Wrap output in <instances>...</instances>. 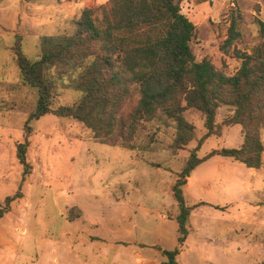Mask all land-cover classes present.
Returning <instances> with one entry per match:
<instances>
[{"label":"rangeland","instance_id":"374dc122","mask_svg":"<svg viewBox=\"0 0 264 264\" xmlns=\"http://www.w3.org/2000/svg\"><path fill=\"white\" fill-rule=\"evenodd\" d=\"M107 2L0 0V264H76L78 256L91 254L82 238L94 233L100 236L96 251L110 243L114 252L132 253L135 247L126 240L134 223V234L148 226L150 240L175 248L179 209L172 187L191 152L201 139L198 157L243 142L241 125L224 122L233 113L227 106L218 108L208 137L205 115L185 110L194 132L181 147L175 123L165 118L140 125L133 147L101 143L82 122L53 114L31 120L26 135L24 124L38 96L36 88L20 82L16 47L35 56L46 37L74 33L85 8L100 12ZM181 9L196 26L191 44L196 58H209L227 75L242 64L238 51L253 53L261 42L264 0H182ZM232 23L241 35L226 46ZM55 92L54 107L80 97L60 86ZM261 133L264 141V129ZM26 139L30 170L24 175L17 144ZM183 193L192 208L187 223L192 231L182 264H264V153L258 169L213 155L190 173ZM71 206L83 208V215L70 220L77 213ZM117 238L123 244L113 246ZM74 240L82 245L71 249L68 242Z\"/></svg>","mask_w":264,"mask_h":264},{"label":"trees","instance_id":"16d2710c","mask_svg":"<svg viewBox=\"0 0 264 264\" xmlns=\"http://www.w3.org/2000/svg\"><path fill=\"white\" fill-rule=\"evenodd\" d=\"M181 1L108 0L100 12L85 8L74 33L46 37L37 55L28 56L20 46L15 52L21 84L36 88L38 96L24 124L26 135L32 132L31 120L53 114L82 122L101 143L133 147L140 125L165 118L175 123V143L181 147L194 132L185 110L198 109L205 115L208 137L214 133L218 108H233L224 122L241 125L243 142L198 157L201 139L191 152L172 187L179 209L178 244L161 250L162 264H182L178 255L192 209L185 203L183 186L190 173L216 154L258 169L264 153V21L258 20L260 44L253 53L238 51L242 64L227 75L209 58H196L191 45L196 26L182 12ZM240 35L232 23L225 45ZM58 86L79 92V99L54 107ZM28 143L26 139L17 144L24 175L30 170ZM19 196H9L6 202Z\"/></svg>","mask_w":264,"mask_h":264},{"label":"crops","instance_id":"0c3cea01","mask_svg":"<svg viewBox=\"0 0 264 264\" xmlns=\"http://www.w3.org/2000/svg\"><path fill=\"white\" fill-rule=\"evenodd\" d=\"M115 194H116V190H114V195ZM118 203L119 202H116L113 205H118ZM70 208L77 209V213L74 214L73 217L69 215L70 220L79 218L83 215V212H84L83 208L79 206H71ZM146 210H149V209L146 208ZM171 217L172 216L169 215L167 218H171ZM134 227L135 228L137 227L135 223L131 225V227L128 229L127 231L128 236L126 240L128 243H132V245L135 247V251L132 253H127V252H122V251L114 252V250L112 251L110 249V246H111L110 243L104 247L103 252L101 248L99 249V251H96L97 246L94 245V240L100 238L99 234H96V233L83 237L82 239L86 241L84 245L81 244L82 243L81 240H78V241L74 240V241L68 242L69 248L71 249H74L76 244H77V248L81 244L82 248L85 251H89L91 253L90 255L83 254L82 256H78L77 257L78 262L76 261V264H116L118 262H121L122 264H162V261H164L165 257L161 253V250L167 249V248L161 246L159 238L158 240H150L148 238L149 235L153 234L152 231L150 232L151 229L148 226L140 227L139 232H137V234H134V231H133ZM188 230H191V229L188 228ZM158 235L162 237V232L160 233L158 232ZM123 241H124L123 238H119L118 240H112V245L114 246V244L116 243L123 244ZM187 247H188V244H187V238H186V241L178 255L179 261H180L179 258L181 256V253L185 251ZM99 252H102V256H103L102 259H98L97 257V255H99ZM106 253H109V254H106ZM110 253H112V257H111L112 259H109ZM89 257H92V259H89Z\"/></svg>","mask_w":264,"mask_h":264}]
</instances>
